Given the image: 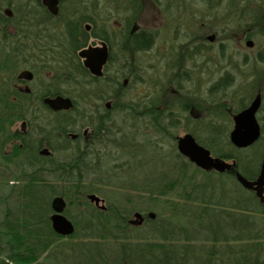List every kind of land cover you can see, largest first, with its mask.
<instances>
[{
	"label": "rangeland",
	"instance_id": "rangeland-1",
	"mask_svg": "<svg viewBox=\"0 0 264 264\" xmlns=\"http://www.w3.org/2000/svg\"><path fill=\"white\" fill-rule=\"evenodd\" d=\"M125 2L99 0L96 10L98 16H92L97 25L107 28L110 39L113 38L111 48L115 63L108 72L106 81H112L116 69L118 75H123L113 92L109 91L104 82L88 84L70 72L71 60L63 45L64 34L60 23L56 22L52 24L54 42L51 45H60L54 51L63 55L61 63L51 61V51L46 54L42 59L46 63L39 62L35 72L36 81L30 85V89L32 94H38L48 83H53L58 90L76 102V115H87L86 122L92 123L99 116L105 118L103 127L107 132H101V140L93 143L91 158L95 173L88 177V181L91 179L94 183L101 182L105 186L98 188L99 192L89 194L99 197L106 208L113 205L121 207L122 216L127 221L140 220L139 227L133 226L129 231L136 235L137 232L145 233L150 230L148 214L157 215L164 205L165 198L157 197L163 186L174 182L175 192L170 193L173 195L180 190L185 178H194V183L205 180V175L194 173L191 166L184 172H175L174 168L186 164L183 157L178 155L175 139L190 134L196 142L219 140V146L228 152L231 147L228 136L233 127L232 115L239 112L240 103L246 102L247 107L256 95L262 98L256 118L261 128H264V64L257 61V55L264 45V0H223L213 8L208 7L204 0H143L136 24L139 29L153 33L155 42L150 50L138 54L129 51L123 53L120 39L116 41L115 38L114 28L120 24L117 8L122 9ZM212 35L214 41H207V37ZM248 36L249 39H246ZM246 41H252L253 46L246 48ZM88 44L95 45L97 42L92 44L90 41ZM225 76L227 88L211 95L210 88ZM123 80L127 83L121 89ZM150 101L157 105L159 118L164 117L165 107L171 108L180 124L170 130H159L161 133H158L151 126L153 118L131 115L127 110L128 104L141 102L147 105ZM106 103L111 105L109 110L104 107ZM180 106L187 107L188 111L182 112ZM41 116L43 123V120H47L46 113ZM81 124L78 123L74 133H89L90 129L82 128ZM19 125V122L15 123L10 131L20 130ZM204 148L209 150L206 146ZM128 149L134 152L133 159L126 153ZM3 153H0L1 222L5 216L11 218L12 212L16 213L14 210H17L16 201L19 199L11 195L10 188L20 189L23 185L18 180L20 171L28 173V169L22 167V158H13L8 146L3 149ZM260 153V149L251 147L236 154L241 159L250 158L254 163ZM52 156L63 160L70 157L71 152H54ZM253 163L245 162L242 168L253 169ZM42 178L58 193L56 196H61L59 194L64 191L61 184L55 183L53 177ZM216 178L215 174H210L208 179L215 185ZM5 180L7 185L3 184ZM226 183V193L243 197L249 193L236 186L232 180H227ZM9 194V199L5 200ZM53 197L55 196L51 194V190H48L39 201L44 207ZM92 208V204L85 206L77 202L66 208L63 215L76 223L77 238L56 240L41 251L37 263L99 264L101 260H98V256L102 254L105 260L110 259L111 255L106 254L105 249L109 246L108 242L88 243L89 240L83 238L82 228ZM135 214L140 217L135 219ZM50 215L51 213L48 218ZM155 219L156 216L150 221ZM159 219H163V214ZM262 224L259 225L262 227ZM181 226L189 227L184 222ZM193 245L191 255L185 260L178 258L176 264H204L193 254L200 250L199 245L207 243ZM89 258L96 259V262L86 261ZM261 261H264V250L259 256L258 262Z\"/></svg>",
	"mask_w": 264,
	"mask_h": 264
},
{
	"label": "trees",
	"instance_id": "trees-1",
	"mask_svg": "<svg viewBox=\"0 0 264 264\" xmlns=\"http://www.w3.org/2000/svg\"><path fill=\"white\" fill-rule=\"evenodd\" d=\"M208 7H217L223 0H204ZM63 5V4H62ZM139 6L132 3L130 19L126 20L118 33L123 39L121 49L123 53L128 51L145 52L151 48L154 41L153 33L148 31L136 32L133 26V32L130 33V25H134L137 17ZM68 35V54L70 61V72L79 79H84L87 83L98 84L100 79L89 76L76 56V52L83 48L88 40L84 33H79L74 26L66 27ZM92 38L99 35L92 31ZM79 37V41L78 38ZM82 39V41H81ZM249 39V36L246 37ZM84 40V41H83ZM62 56L53 50V63H61ZM59 58V59H56ZM67 58V59H68ZM74 61L76 63H74ZM257 61L264 64V45L257 55ZM74 63V64H73ZM122 74L116 73L117 80L121 79ZM227 76L221 79L217 84H213L209 93L211 95L223 91L227 88ZM48 97L57 95L67 96L60 90L57 85L51 83L45 94ZM240 110L246 107V102L239 104ZM127 110L130 114L153 118L151 126L159 130L166 131L175 128L179 123L177 115L166 108L164 119L158 117L157 105L150 101L147 105L138 102L135 105L128 104ZM141 110L140 112H138ZM180 110L186 113L187 107L180 106ZM76 102L74 108L69 112L53 113L45 107H21L20 112L14 113L19 119L27 120L30 123V130L36 133L37 145L30 144L23 149H17L15 156L21 157L22 167L27 165L28 173L20 171L18 180L23 182L20 189L11 187V195H14L17 210L12 212L11 218L5 216L0 221V264H39L38 258L49 245L56 240L63 239L56 235L51 227L48 214L51 213L50 201H47L44 207L39 201L43 193L51 190V194L56 196L58 193L52 187L46 184L42 177H53L55 183L63 186V196L67 202V207L77 202L80 205H89L86 197L89 193L99 192L98 188L105 186L103 183H94L88 177L94 176L95 165L91 158L93 143L101 140V132L104 129L103 119H95L94 122H86L87 115L84 113L77 114ZM46 113L47 120L41 121V114ZM165 120V122H163ZM78 123L81 127L90 129L88 137L90 143L83 144V138L77 134L73 141L68 137V133H74ZM160 131L158 133H161ZM264 128H261V138L253 145L254 149H260L261 153L257 156L256 161L241 159L236 153L239 151L233 147L226 152L217 141H199L200 145L206 146L214 157L225 160H235L239 172L248 180H252L258 171L261 158L264 154ZM42 139H44L42 145ZM47 148L51 153L54 152H71V156L58 160L54 156H41L37 151L41 147ZM252 147V148H253ZM255 164L253 169H244V163ZM192 167L194 173L205 175V180L200 183H194V178H185L180 190L175 192L176 186L171 182L163 186L157 193V197H164V205L156 216L155 221H150V230L145 233L137 232L136 235L129 233L131 224L126 220L122 213L121 207L113 205L106 210L100 211L95 207L88 213L83 225V238L89 242H108L109 246L105 247L106 254L111 255L110 259L105 260L104 254L98 256L101 260L99 264H176L178 258H185L192 252L193 243L199 245V251L194 252L195 258L201 259L204 264H264L259 261L260 253L264 250V208L258 204L257 199L252 193H247L244 197L241 195H231L226 193V179L216 175L215 185L211 184L208 179L210 174L202 172L190 163L174 168L175 172H184ZM21 167V168H22ZM214 175V174H213ZM93 180V179H92ZM7 181L3 183L7 185ZM97 188V189H96ZM225 189V190H224ZM228 191V190H227ZM7 195V199H9ZM156 197V196H155ZM155 197H151L155 198ZM2 197H0L1 200ZM50 200V199H49ZM18 212V213H17ZM163 219H159L162 217ZM259 219V220H258ZM187 223L189 227L181 226V223ZM262 224V227L259 225ZM75 232L68 240L77 238L78 231ZM87 231V232H86ZM103 258V260H102ZM96 262V259H86V261ZM137 261V262H135ZM97 264V263H94Z\"/></svg>",
	"mask_w": 264,
	"mask_h": 264
},
{
	"label": "flooded vegetation",
	"instance_id": "flooded-vegetation-1",
	"mask_svg": "<svg viewBox=\"0 0 264 264\" xmlns=\"http://www.w3.org/2000/svg\"><path fill=\"white\" fill-rule=\"evenodd\" d=\"M122 9L119 10L120 24L114 28L116 34V41L123 39L120 37L118 30L122 28L121 25L130 19L132 13L130 6L132 3H136L140 8L137 17L130 25V33L133 32V26L136 32L145 31L137 27V20L142 10L143 0H124ZM154 1V0H153ZM88 2V3H87ZM63 4V5H62ZM97 4L99 0H58L57 13L54 15L49 12L43 5L42 0H0V153H3V149L8 146L10 148V154L13 158L17 149H23L24 147L35 144L37 145L38 139L36 133L30 130V123L27 120L19 119V116L14 113H19L21 107L34 108L41 105L44 107L43 99L48 96L44 95L47 88L51 83H48L44 89L38 94H32L30 85L36 81V68L40 63H46L43 57L50 51L53 54V50H58L59 46L51 45L54 41L52 39V24L54 22L60 23L63 35V45L68 50L67 42L68 35L66 27L74 26L79 33H84L85 37L88 35V40L83 48H80L76 52L78 58V52L83 49L100 47L104 43L108 51V59L104 67L102 68L103 76L98 78V83L104 82L108 85L109 91L113 92L118 82L117 77L112 79L111 82H107V74L110 72L113 64L115 63L114 54L112 51V39H110L107 28L104 25H97ZM115 8V7H114ZM92 31L99 35L96 38H92ZM114 38V39H115ZM79 41V37L77 38ZM82 41V39H81ZM84 41V40H83ZM92 41L97 42L95 45H89ZM80 42V41H79ZM124 42V41H123ZM155 42V35L154 41ZM49 46V47H47ZM153 46L151 45V48ZM150 48V49H151ZM149 49V50H150ZM40 50V51H39ZM58 52V51H57ZM133 54L144 52H133ZM146 52V51H145ZM38 53L40 56H38ZM48 58V57H47ZM79 60V58H78ZM52 61V57H51ZM83 67L82 60H79ZM49 63V61H47ZM53 62V61H52ZM117 70V69H116ZM115 70V74H116ZM28 77H30L28 79ZM125 82V84H124ZM127 81L123 80L121 89L125 87ZM110 105V103H109ZM111 106V105H110ZM106 109V104H105ZM103 116H99L97 119H105ZM20 123V130L13 129L12 126L15 123ZM9 132V133H8ZM82 133L83 144L90 143L88 133ZM44 139H42L43 143ZM74 141V140H73ZM44 145V143L42 144ZM41 147L37 151V154L44 149ZM4 158H6L3 153ZM5 161V160H4ZM261 163V162H260ZM17 166V165H16ZM25 168H28L25 165ZM260 164L258 171L252 180H255L259 175ZM230 177L235 176V172H227ZM255 195L253 192H250ZM259 203V201H258ZM260 204V203H259ZM264 208V204H260Z\"/></svg>",
	"mask_w": 264,
	"mask_h": 264
},
{
	"label": "water",
	"instance_id": "water-1",
	"mask_svg": "<svg viewBox=\"0 0 264 264\" xmlns=\"http://www.w3.org/2000/svg\"><path fill=\"white\" fill-rule=\"evenodd\" d=\"M43 5L52 14L57 13L58 0H42ZM207 41L213 42L214 36L207 37ZM246 48L253 46L252 41H246ZM79 60H82L83 67L90 73L92 77L100 78L103 76L102 68L107 62L108 51L104 43L101 46L95 48L83 49L78 52ZM30 77H28L29 79ZM125 84V82H124ZM262 98L256 95L249 105L240 112L232 115L233 128L229 133L228 139L232 147L238 150H244L250 148L256 142H258L261 136V128L257 121L256 115L261 107ZM50 111L56 112H69L74 108L73 101L69 97L61 95L55 97H47L43 99V103ZM109 108V104L106 105V109ZM68 136L75 140L76 134L69 133ZM194 137L190 134H185L182 137H178L176 140V150L183 158H186L190 164L198 168L203 172H216L225 173L233 170L235 163H226L221 158H214L211 156L209 150L204 149L199 145ZM40 156H51V152L47 149H42L39 152ZM236 182L246 191L253 192L256 199L260 204H264V155L260 164L259 175L255 180H248L244 178L239 172L234 176ZM87 200L93 204V206L100 210L105 211L106 207L104 202L97 196L91 194L86 196ZM66 207V202L61 196L53 197L50 202V209L52 214L49 216V222L52 231L60 237H69L74 234L75 227L71 221L66 219L63 212ZM135 219L140 215H133ZM155 215L148 214L149 219H154ZM140 220L132 221L131 224H140Z\"/></svg>",
	"mask_w": 264,
	"mask_h": 264
},
{
	"label": "bare ground",
	"instance_id": "bare-ground-1",
	"mask_svg": "<svg viewBox=\"0 0 264 264\" xmlns=\"http://www.w3.org/2000/svg\"><path fill=\"white\" fill-rule=\"evenodd\" d=\"M88 3V2H87ZM119 21H120V19H119ZM74 104V103H73ZM107 104H109V103H106V105ZM44 105V104H43ZM44 107L46 108V109H48L45 105H44ZM109 108H110V105H109ZM109 108L108 109H106V110H109ZM73 110V109H72ZM71 110V111H72ZM52 112V111H51ZM54 113V112H53ZM56 113H58V112H56ZM71 134H74V133H71ZM260 138H261V136H260ZM260 138H259V140H260ZM258 140V141H259ZM198 143V142H197ZM199 144V143H198ZM200 145V144H199ZM202 146V145H201ZM203 147V146H202ZM128 155H129V157L130 158H134V152L130 149H128V151L126 152ZM180 157H182L180 154H178ZM264 155V154H263ZM214 157V156H213ZM214 158H219V157H214ZM262 158H263V156H262ZM262 158H261V161H262ZM186 162H188V160L186 159V158H183ZM220 159V158H219ZM223 161H225L226 163H228V164H230V163H235V167H233L234 169L233 170H231V171H229V172H232V171H234L235 173L236 172H239V170H238V168H237V164H236V161L235 160H233V159H231V160H225V159H222ZM189 163V162H188ZM205 173H209V174H217V175H220V176H222V177H226V180H232L233 182H234V184L236 185V186H239V188H241L240 187V185L236 182V180L234 179L235 177H230L228 174H227V172H225V173H222V174H220V173H216V172H213V171H211V172H205ZM226 185H227V183H226ZM88 195H91V194H88ZM87 195V196H88ZM94 195V194H93ZM56 197V196H55ZM62 197V196H61ZM86 197V196H85ZM64 199V198H63ZM51 200H52V198H51ZM51 200H50V202H51ZM65 200V199H64ZM86 200H87V197H86ZM88 201V200H87ZM66 202V201H65ZM89 202V201H88ZM90 203V202H89ZM91 204V203H90ZM93 205V204H92ZM66 207H67V202H66ZM66 207H65V210H66ZM64 210V211H65ZM64 213V212H63ZM67 219V218H66ZM69 220V219H68ZM70 221V220H69ZM129 222H132V220L130 221L129 220ZM73 224V223H72ZM74 225V224H73ZM134 226H137V227H139V224H134ZM70 237V236H69ZM62 238H67V237H62Z\"/></svg>",
	"mask_w": 264,
	"mask_h": 264
}]
</instances>
